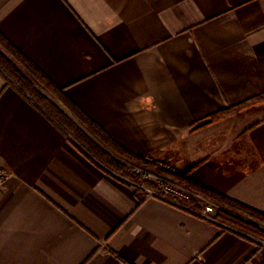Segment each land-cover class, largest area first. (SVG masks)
Returning a JSON list of instances; mask_svg holds the SVG:
<instances>
[{"label":"crops","instance_id":"0c3cea01","mask_svg":"<svg viewBox=\"0 0 264 264\" xmlns=\"http://www.w3.org/2000/svg\"><path fill=\"white\" fill-rule=\"evenodd\" d=\"M0 31L122 146L264 212V99L245 104L264 94V0H0ZM0 169V264L263 260L215 222L140 202L1 74Z\"/></svg>","mask_w":264,"mask_h":264},{"label":"trees","instance_id":"16d2710c","mask_svg":"<svg viewBox=\"0 0 264 264\" xmlns=\"http://www.w3.org/2000/svg\"><path fill=\"white\" fill-rule=\"evenodd\" d=\"M0 74L6 87H13L35 108L41 111L93 164L111 176L136 186L142 202L149 195L147 188L157 189L152 180L143 178L136 168L152 169L167 180L176 181L218 206L212 220L223 230H229L262 247L264 244V212L249 207L225 194L217 192L185 173H175L159 166L155 160L128 150L91 119L35 62L25 55L0 31ZM264 99V94L249 100ZM242 104L241 106L245 105ZM241 106H228L192 126L196 131L235 113ZM131 163L137 165H130ZM142 183L143 186H140ZM201 218L203 206L200 198L192 195L183 198L172 192L163 199Z\"/></svg>","mask_w":264,"mask_h":264},{"label":"rangeland","instance_id":"374dc122","mask_svg":"<svg viewBox=\"0 0 264 264\" xmlns=\"http://www.w3.org/2000/svg\"><path fill=\"white\" fill-rule=\"evenodd\" d=\"M232 115V114H231ZM148 159H152V160H155V161H157L158 163H159V166H162V167H165V168H167L168 170H171L172 172H175V173H185V174H187L188 176H190L191 177V175H190V171H181V170H179V168H177V167H175L174 165H172V164H169V162H162V161H159V160H156V159H154V158H150V157H148ZM130 165H133V166H137V165H135V164H133V163H131ZM137 169V171H139L141 174H142V176H143V178H145V179H149V180H152L154 183H156L157 184V186H158V188L160 187V186H167V184L168 185H170L171 187H174V188H179L180 190H184V191H186V192H190L192 195H195V196H197V197H199L200 198V201H201V205L203 206V210H205V207L207 206V205H211V206H213L214 207V212L213 213H211V215H210V218H208V217H206V218H204V219H207V220H209V221H211V222H214L213 220H212V218L214 217V215H215V213L217 212V209H218V206L215 204V203H213L212 201H210L209 199H206V198H204L203 196H201V195H199L198 193H195V192H193V191H191V190H188L187 188H185L184 186H182V185H180L179 183H177L176 181H172V180H167V179H165L164 177H162L161 175H158V174H156V173H154V172H152V169H146V168H144V167H138V168H136ZM174 170H176V171H174ZM2 172H4L6 175H8L9 176V173H7L6 172V170H4V169H2L1 170ZM7 176V177H8ZM148 177V178H147ZM193 178V177H192ZM7 179V178H6ZM4 185V184H3ZM134 186V185H133ZM140 186H143L142 185V183H140ZM135 188H136V186H134ZM210 188V187H209ZM212 189V188H211ZM147 191H148V194H149V190H154V189H151V188H147L146 189ZM214 190V189H213ZM216 191V190H215ZM218 192V191H217ZM148 196H150V195H148ZM202 210V211H203ZM262 247H264V244L262 245ZM263 260H264V257H263ZM262 260V261H263Z\"/></svg>","mask_w":264,"mask_h":264},{"label":"built area","instance_id":"2783aa9c","mask_svg":"<svg viewBox=\"0 0 264 264\" xmlns=\"http://www.w3.org/2000/svg\"><path fill=\"white\" fill-rule=\"evenodd\" d=\"M176 171V170H174ZM8 175H6L4 172L1 171L0 169V187L3 186V184L5 183V180L7 178ZM148 178V177H147ZM174 192L178 195H180L183 198H189L190 196H192V194L190 192H186L184 190H180L179 188H174L171 187L170 185L167 184V186H160L157 189L154 190H149V195L150 196H155V197H159L161 199H168L169 195ZM214 207L211 205H207L205 207V210L202 211V215L210 218L211 213H213ZM259 264H264V260L262 262H260Z\"/></svg>","mask_w":264,"mask_h":264}]
</instances>
